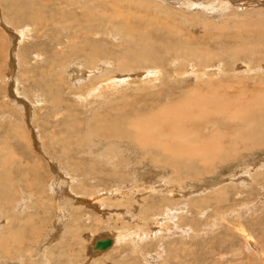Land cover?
Masks as SVG:
<instances>
[{
  "label": "rangeland",
  "instance_id": "1",
  "mask_svg": "<svg viewBox=\"0 0 264 264\" xmlns=\"http://www.w3.org/2000/svg\"><path fill=\"white\" fill-rule=\"evenodd\" d=\"M78 1L0 0V264H264V144L237 146L230 160L185 178L108 127L115 113L123 124L169 87L172 104L230 84V102L264 106V0H233L215 15H184L174 0ZM161 10L181 33L167 38L185 37L200 61L179 59L181 70L167 53L141 61L130 37ZM125 26L128 36L117 31ZM72 68L83 77L71 79ZM233 121L208 129L230 133ZM123 144L130 153L118 151ZM105 236L119 241L92 251Z\"/></svg>",
  "mask_w": 264,
  "mask_h": 264
},
{
  "label": "bare ground",
  "instance_id": "2",
  "mask_svg": "<svg viewBox=\"0 0 264 264\" xmlns=\"http://www.w3.org/2000/svg\"><path fill=\"white\" fill-rule=\"evenodd\" d=\"M75 1L79 2L78 0H75ZM161 1H163V3H164V1H171V3L174 4L172 0H161ZM161 1H159V2H161ZM251 1H253V0H251ZM174 2L178 4V6H177L178 8L175 9L176 12L181 10L180 13H182L184 15L190 14V13L186 14V12H192L195 10L203 11L205 9H207L206 11H210L211 14H213V12H214V15H215V13H219V14L221 13L222 14V11L226 10L227 7L230 6V3L233 2V0H174ZM242 4L248 5V6L250 5L249 1H247L246 3H242ZM262 5H264V4L260 3V6H262ZM232 6L233 5H231V7ZM236 6H237V4H236ZM240 6H242V5H240ZM253 7H255V6H253ZM167 8L169 9V7H167ZM17 10H19V9H17ZM118 13L114 12V15H117ZM160 13L161 14L158 17H156L154 19L150 18L151 19L150 21L147 20L149 28L146 31H141V32L132 34L133 36H135V34L137 35L136 42H134L130 37V43H132L134 45L136 43L135 47H137V49L139 50V52L141 54V61L146 63V64H149L148 62H151V64H152V62H154V63L155 62L158 63L161 61L164 62L168 58H170V59L174 58L173 60L178 61L176 65L180 70L184 68V65L186 63L185 64L182 63L179 59H184L186 56L187 57L191 56L194 59L196 58V60L200 61L199 57L202 56L203 51H199L195 48L186 46V44L184 42L187 39L185 37L182 40L180 39L181 41H175V40L170 41L167 38L168 36L171 37L172 34H175V35H178V37L176 36L177 40H178V38H180L181 33H179L180 32L179 29L173 23L174 21L171 20V18H172L171 12L164 13L161 10ZM192 13H193L192 15H197V13H195V12H192ZM37 16H38V12L37 13L32 12L33 18L36 17V19H37ZM42 17H44V16L42 15L41 18ZM69 18L74 20V21L75 20L78 21V19H77L78 17L75 18L74 16L68 17L66 19V21L69 20ZM145 19H147V17ZM122 20H124V19H122ZM139 21H142V18H140ZM122 22L124 23V21H122ZM145 22L144 23L140 22V23L145 24ZM146 27H147V25H146ZM87 28H89V27H87ZM117 31L120 33H125V35H127V36L129 35L127 33L129 31V27H127V26H125V30L123 27H121V28H118ZM247 31H249V30H247ZM130 33H132V32H130ZM156 35H159L162 38L161 39L156 38ZM256 35H259V32H258V34L256 33L254 35L255 38H256ZM156 42H158V43H156ZM156 44H160V46L157 49L155 47ZM177 45H180V47L177 48ZM243 47H245V46H243ZM142 48H144V50L145 49L146 50L144 51V50H142ZM243 49L245 50V48H243ZM246 49H247V47H246ZM173 50H175V51H173ZM73 51L75 52L76 50L73 49ZM161 53L162 54L167 53L170 55L168 56V58L163 59ZM160 54H161V58H160ZM230 55H232V53H230ZM170 62H171V60H170ZM216 65H217V67L219 66V64H216ZM13 68H14V66H13ZM190 68H192V67H190ZM70 71H71V79L75 80V79H78L80 77H83V74L81 75L79 70H77V69L75 70V68L70 69ZM148 72L152 75L153 70H148ZM142 73H140L141 76H143ZM58 74L61 76V73H58ZM139 79H141V81H143L144 79L146 80L148 78L144 77V78H139ZM13 86H15V85H13ZM218 86H220V87H218V88L213 87L212 88V87L208 86V88L206 89V92L203 94H199L197 92L195 93V91H194V92L190 93L189 95H187L188 97L186 96L184 98V100L182 99L183 101L181 100L180 102H176L173 104L171 102H174V101L168 99V96H167L168 95L167 93H169V94L171 93V90L173 89L172 87H169L170 88L169 92H164L165 96H163V93L160 94V92L158 91L156 94L154 93V96H155L154 98L152 97L151 99H149V102H150L149 104H142V106H140V108H138L136 115L134 116L135 113L131 114L132 115V116L130 115L131 119L128 118L129 120H127L125 123L122 124L121 122H119L118 119L120 117H118V116H121V115H118L115 118V114H116L115 113L113 118L111 117V119H115L116 122H118L117 126L112 124V125H109L108 127L110 130L121 133V134L117 133L118 136L115 135L117 138L126 137L125 138L126 140H122V141H128V142H132V144L133 143L138 144V146L142 150H144L145 152H148L149 154H153V155L158 156L161 159V163H164V165L167 164V165L171 166L172 170L175 171L176 175L178 174L177 173L178 171H182L183 174L186 175L185 178L191 177V175H192V177H195L198 175L200 176V175H202L205 172L210 170L211 164L214 166L215 162H226V161L230 160L229 158H232L233 156L238 154L237 149H234L235 147L238 146L237 148H242L243 150H249L251 148L254 149L255 147H258L256 145L262 146L264 144V108H263L264 106L257 107V106H259L257 104L258 102H254L252 104H245V105H242V103H238L235 105V103L230 102V99H229L230 94L227 93V90H228V87H230V84H229V86L226 84H222V86H221V84H219ZM11 87H12V85L10 86V89H11ZM93 90H94L93 88L90 89V91H93ZM159 90H161V89H159ZM239 90H241V89H239ZM240 92H242V91H240ZM244 94H241V95H244ZM146 96H147V94H146ZM177 97H179V96H177ZM234 98H239V97H234ZM59 99H60V96H58V94L56 93V94L52 95V100L50 102L53 105H55V104L59 103V102H57ZM162 99L164 101L160 102ZM123 100L126 101L125 99H123ZM237 100H236V102H238ZM158 102H160V103H158ZM251 102H253V101H251ZM232 104H234L235 106ZM253 104H254V106H253ZM255 104H257V105H255ZM127 105L128 104H125V103L122 104L121 105L122 110H120L119 112L124 113V111L126 110V109L124 110V108H126ZM248 105H252V106H248ZM111 107H112L111 110H115L114 109L115 107L113 108V105H111ZM111 107L109 106V108H111ZM136 107H139V106H136ZM147 107H150V109H147ZM127 108H130V107H127ZM243 110H249V112H244ZM229 118H231V119L228 120ZM233 120H235V121H233ZM215 121L216 122L219 121L222 125L224 124V122L227 123V121H231V122L233 121L234 125L230 129L231 130L230 133H228V129L226 130V126L225 127L222 126V129H220L219 127L214 128V129H212V128L208 129V127L213 126V123H215ZM190 122H193L192 125H194L195 123H198L199 125L197 127L191 126L190 128L184 126V124H187ZM98 124H99V122H98ZM105 125L107 126L108 124H105ZM101 127H99V128H101ZM232 131L235 133H233ZM103 134H105L104 131H103ZM227 135H228V137H227ZM117 138H112V139L118 140ZM120 148H121L120 150L118 148V151H120L122 153H124V152L130 153V151L128 149V144H123V146H121ZM241 152H242V150H241ZM232 154H235V155H233L231 157L230 155H232ZM262 160L264 161L263 157H262V159H260V161H262ZM260 161H258V163ZM254 162L256 163V161H254ZM258 163L254 164V166L252 164V169L257 168L256 166L258 165ZM155 164H157V163L155 162ZM157 166H159V163L157 164ZM236 167H238V166H236ZM154 173H155V171H154ZM148 176H150V174ZM145 177H146V175H145ZM159 179L155 177L154 182L155 181L159 182ZM148 180H150V179H148ZM187 180H188V178H187ZM146 182H148V181L146 180ZM213 186H215V185H213ZM150 189H152V188H150ZM150 192H152V191H150ZM2 193L0 195H2ZM146 193H148V192H146ZM154 193H156V192H154ZM3 196L4 195H2V197ZM28 196L29 195L26 194L25 197L28 198ZM37 200H38V198H37ZM77 201L81 202V203H86V204H89L90 202H92L91 200H88L85 198H82V199L78 198ZM41 204H43V203H41ZM25 205H26V203H24V201H22L18 207L22 208V210H24ZM247 210H248V208H247ZM169 212H170V216H173L176 214L175 210H173V211L169 210ZM61 214H62V211H61ZM4 222L8 223L9 219L4 218L2 223H4ZM7 223H6V225H7ZM105 237H108L111 240L110 245L108 247H106L105 249L112 247L115 239H116L115 243H118V241H119L118 237L112 238L113 235H112V237H110V236H105ZM251 240L252 239H249L248 242L250 243ZM251 244H252V242H251ZM255 248H257V247H255ZM105 249H102V250H105ZM102 250L94 249L92 246V251H94L95 253L98 251H102ZM148 262H150V261H148Z\"/></svg>",
  "mask_w": 264,
  "mask_h": 264
},
{
  "label": "water",
  "instance_id": "3",
  "mask_svg": "<svg viewBox=\"0 0 264 264\" xmlns=\"http://www.w3.org/2000/svg\"><path fill=\"white\" fill-rule=\"evenodd\" d=\"M111 243V240L108 237H104V238H99L96 239L93 243V248L94 249H98V250H102L105 249L106 247H108Z\"/></svg>",
  "mask_w": 264,
  "mask_h": 264
}]
</instances>
